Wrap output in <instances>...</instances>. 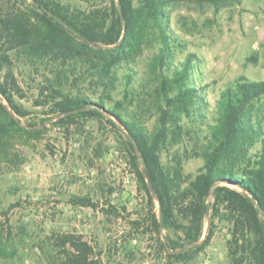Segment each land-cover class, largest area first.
I'll list each match as a JSON object with an SVG mask.
<instances>
[{
  "label": "rangeland",
  "instance_id": "374dc122",
  "mask_svg": "<svg viewBox=\"0 0 264 264\" xmlns=\"http://www.w3.org/2000/svg\"><path fill=\"white\" fill-rule=\"evenodd\" d=\"M88 11L111 7L113 0H56ZM141 0H134L135 7ZM165 29L177 40L172 45V66L192 54L191 85L199 89L206 119L184 118L182 142L162 150V163L179 161L182 179L193 178L204 161L197 144L203 143L220 93L240 76L264 80V0H166ZM159 47L158 32L148 30L131 60L116 66L108 83L102 85L99 68L91 58L58 56H13L14 74L22 90L19 105L27 112L15 117L22 127L34 123L40 131H15L0 140V226L11 232L17 251L0 258V264H67L61 236H80L93 250L95 264H230L229 223L224 216L214 221L211 241L201 250H186L180 259L169 257L160 246L166 230L150 231L143 222L148 197L137 169L131 164L122 130L105 117H77L74 123L60 121L49 108L34 101L46 83L63 93L91 100L103 97L106 107L122 100L151 131L155 124L154 90L158 70L152 58ZM256 58V61L254 60ZM127 74L131 75L129 83ZM125 84L128 97L123 100ZM1 99V97H0ZM245 121L261 126L264 138V96L253 101ZM260 148L259 143L254 147ZM88 197L96 208L74 205V197ZM112 206L116 213L106 210ZM158 216V203L153 200ZM5 214V215H4ZM117 214V215H115ZM139 223L140 225H137ZM209 218L205 220L207 231ZM68 249V246H66Z\"/></svg>",
  "mask_w": 264,
  "mask_h": 264
},
{
  "label": "trees",
  "instance_id": "16d2710c",
  "mask_svg": "<svg viewBox=\"0 0 264 264\" xmlns=\"http://www.w3.org/2000/svg\"><path fill=\"white\" fill-rule=\"evenodd\" d=\"M207 1L217 4L223 0ZM165 4L166 0H141L135 7L134 0H113L110 8L84 11L56 0H0V140L15 131H40L34 123L28 124L29 129L22 127L16 118L27 112L17 102L23 96L13 71V56L91 58L105 85L116 66L138 52L150 27L155 28L159 47L151 67L158 70L153 98L157 116L151 131L122 100L106 107L102 96L96 101L72 96L49 82L34 103L48 106L55 117L69 124L79 116H112L109 122L123 131L131 164L139 169L137 176L148 197L143 222L150 231L166 230L174 235L160 242L169 257L180 259L186 250L203 249L212 239L215 219L224 216L229 223L230 264H264V138L261 126L245 121L251 103L264 96V80L240 76L220 93L204 142L197 144L195 155L201 156L204 164L193 178L182 179L179 161L175 166L164 165L160 154L182 142L184 118L196 120V115L204 122L206 116L200 108L199 89L190 83L195 57L187 54L173 66L169 60L177 40L165 29ZM130 79L127 74L126 82ZM127 87L125 84L123 100L133 103L137 97L130 94L129 98ZM258 143L260 148L253 151ZM154 199L158 216L153 210ZM72 201L97 207L85 196ZM106 211L116 213L112 206ZM57 244L67 264L96 263L91 258L92 248L80 236H61ZM16 251L11 232L0 226V258L11 257Z\"/></svg>",
  "mask_w": 264,
  "mask_h": 264
}]
</instances>
